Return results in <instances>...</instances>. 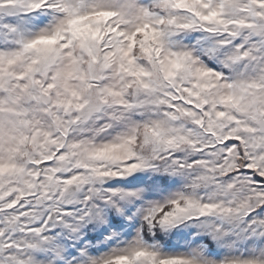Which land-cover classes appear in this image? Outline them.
<instances>
[{"label":"snow or ice","instance_id":"1","mask_svg":"<svg viewBox=\"0 0 264 264\" xmlns=\"http://www.w3.org/2000/svg\"><path fill=\"white\" fill-rule=\"evenodd\" d=\"M0 264H264V0H0Z\"/></svg>","mask_w":264,"mask_h":264}]
</instances>
